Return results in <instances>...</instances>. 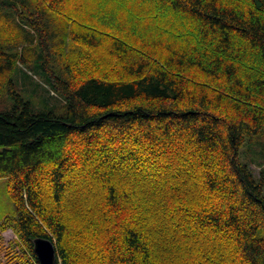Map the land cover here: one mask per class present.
I'll return each instance as SVG.
<instances>
[{
  "label": "trees",
  "instance_id": "trees-1",
  "mask_svg": "<svg viewBox=\"0 0 264 264\" xmlns=\"http://www.w3.org/2000/svg\"><path fill=\"white\" fill-rule=\"evenodd\" d=\"M0 176L25 264H264V0H0Z\"/></svg>",
  "mask_w": 264,
  "mask_h": 264
},
{
  "label": "rangeland",
  "instance_id": "rangeland-1",
  "mask_svg": "<svg viewBox=\"0 0 264 264\" xmlns=\"http://www.w3.org/2000/svg\"><path fill=\"white\" fill-rule=\"evenodd\" d=\"M22 72V71H21ZM26 73H20L17 76V84L24 97L33 101L36 106H55L61 105L62 99L46 84V81L37 72L31 69H25ZM248 146L241 149V158L249 161ZM256 175L260 173V167L257 164L252 165ZM15 206L8 190L7 177L0 176V224L6 216L14 215ZM24 246L18 235L12 230H2L0 228V264H25L24 261H31V256L27 253L24 259L15 257V254H22Z\"/></svg>",
  "mask_w": 264,
  "mask_h": 264
},
{
  "label": "water",
  "instance_id": "water-1",
  "mask_svg": "<svg viewBox=\"0 0 264 264\" xmlns=\"http://www.w3.org/2000/svg\"><path fill=\"white\" fill-rule=\"evenodd\" d=\"M34 251L41 264H56L57 249L55 243L50 238L36 237L34 239Z\"/></svg>",
  "mask_w": 264,
  "mask_h": 264
}]
</instances>
